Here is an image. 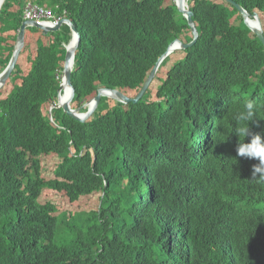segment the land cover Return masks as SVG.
<instances>
[{
    "label": "trees",
    "instance_id": "16d2710c",
    "mask_svg": "<svg viewBox=\"0 0 264 264\" xmlns=\"http://www.w3.org/2000/svg\"><path fill=\"white\" fill-rule=\"evenodd\" d=\"M15 1L0 8V71L22 20ZM78 1L67 6L86 13L78 101L100 85L133 96L172 39L193 38L175 4ZM193 1L196 42L163 60L136 103L101 97L84 121L61 109L52 121L43 108L55 90L37 81L67 28L48 43L30 29L0 89V264H264V182L251 177L256 160L236 155L234 132L248 101L251 132H264V46L235 6ZM234 1L264 32V0ZM208 66L210 80L223 75L218 98L202 88Z\"/></svg>",
    "mask_w": 264,
    "mask_h": 264
},
{
    "label": "clouds",
    "instance_id": "9594fccd",
    "mask_svg": "<svg viewBox=\"0 0 264 264\" xmlns=\"http://www.w3.org/2000/svg\"><path fill=\"white\" fill-rule=\"evenodd\" d=\"M4 1L5 0H0V8H1L2 4L4 3ZM19 1H23V4L18 6L17 3ZM48 1L49 2H45L43 4H40L38 2V0H18V1H15L13 3L11 8L18 7L17 11L20 10V17L22 16V20L20 22V25H19L17 31H15V39H14V43H13V49L15 47V43L17 40L18 33L21 29V26L23 23H26V25L24 27L23 46L20 50V53H21V51L25 45V42L27 41V39L30 36L29 35V32H31L30 29H32V28L36 29L37 27H41L44 31L43 27H57L54 30H46L44 32V36L52 38V36L50 35L51 33H56V34L63 33L64 31H62L61 29L63 27L65 28L67 26V30H65L66 37L64 40H61V42H60V49L62 50L61 51V57H58L57 54H53L50 57L52 64L49 65V67L54 68L56 64L58 65V68L56 71V75H57V79H58L57 86L53 87V86H51L49 81L42 80V82L48 86V89L51 91V94L54 93V90H55V97L53 96V98L50 99V100L53 99L52 101L49 100L50 102L49 101L45 102L46 105L43 108L45 114L46 115L48 114L50 119L53 121L52 112L56 106H58V105L63 106V103H67L68 109H76L79 107L82 110L85 107V110H86L87 107L90 105V102H91V101L89 102V99H91L92 97H94L97 94V91L100 87H106V86L100 85L96 88V93L92 97H90L86 100L88 106L83 105L85 98H83L79 101L77 100V98H76V87L74 85V80H73L74 73L76 72V67H77L76 61H77V57H78L79 52H80L79 46H80V41H81V33L79 30H77V26L79 25V24H77V19L79 20V23H80V16L84 17L86 15V13H85L84 9L80 13V15H79V11H80L79 9L76 11H69L67 9L68 8L67 6L70 4L69 0H48ZM165 1L166 0L161 1V7H165L169 4H175L178 11L186 18L187 24L189 25L190 29H191V25L188 22L187 11L191 12V19L193 21L194 27H196V30H197V36L195 37V40L192 43V45H193L196 42L198 35H199L198 28L196 26V22L194 21V19L192 17V14H193L192 7L194 6L195 2L193 0H170V2L168 4H165ZM223 1L227 2L230 5H233L226 0H223ZM59 2L64 7H62ZM78 3L80 4L81 2H78ZM31 7H35L38 10H42L43 12L40 14H36V15H27V10ZM51 8L55 11H59L61 9H64L65 12H64V14L53 15ZM171 15L172 14L169 15V18ZM33 23H36V24H33ZM191 31H192V29H191ZM32 32H34V31H32ZM60 38L63 39V36H60ZM178 39H180V38L175 37L174 39H172L169 42L167 48L169 47V45L171 43L176 42ZM184 43H187V42H184ZM73 46H74V50H73L71 56L68 59H66L67 50ZM13 49H12L11 55H10L6 65L8 64V62L12 56ZM180 49H184V48H180ZM77 50H79V51L77 52ZM175 50H178V49H175ZM175 50H173V51H175ZM173 51H171V52H173ZM20 53H19V56H20ZM19 56H18V58H19ZM158 57H157V59H158ZM18 58H17V61H18ZM163 60L159 64V66L156 70V73H157L160 65L162 64ZM17 61H16V63H17ZM16 63L14 64V67H15ZM6 65L1 69L0 73L4 72ZM12 70H11L10 74L8 75L7 79L11 75ZM204 72H205V74H203V78H201L202 88L205 90H208L211 95L218 98V89H219V87H220V85L224 79H222L218 83L207 84L205 80L207 78L210 79V73H211V71H209V66L206 70H204ZM156 73H155V75H156ZM155 75H154V77H155ZM153 78H152V80H153ZM7 79H6V81H7ZM152 80L149 83V85L152 84ZM6 81L4 83L0 82V88L6 84ZM148 86H147V88H148ZM107 88H108L107 89L108 91H109V89L119 90L123 94H125L126 97H128L129 99H131L134 95H136L138 93V91L140 90L139 89L133 96H131V95L125 93L122 89H120L118 87H107ZM66 89H68L67 92H65ZM101 97H105V96H101ZM107 98H109V97H107ZM110 99H112V98H110ZM100 100H101V98H100ZM116 101H118V100H116ZM118 102L124 103L121 101H118ZM78 103H80V105L77 106ZM126 103H128V102L126 101ZM95 110H96V108H95ZM62 111L64 113H66L68 116L74 118L73 116H71L67 112V110L65 108ZM94 111H93V113H94ZM254 117H256V109H255V105L252 101L246 102L243 106V109L239 113H237V115L235 117L237 125H239V126L234 127V132L239 138L243 137V139L242 140L240 139V142L236 146V155L238 157H242V158H246V159H250V160H256L257 163L254 164L252 166V169H251V177H259L262 180V182H264V132L257 133V134H253L251 132V130L249 128V122L252 121ZM263 117H264V112H263ZM245 137H250L249 142H247V143L244 142ZM70 142H71V140H70Z\"/></svg>",
    "mask_w": 264,
    "mask_h": 264
},
{
    "label": "water",
    "instance_id": "95a60500",
    "mask_svg": "<svg viewBox=\"0 0 264 264\" xmlns=\"http://www.w3.org/2000/svg\"><path fill=\"white\" fill-rule=\"evenodd\" d=\"M228 2H230L231 4H233L237 10L241 13V15L243 16L244 22L246 23V25L257 35L258 39L261 41V43L264 46V33H263V28H262V24H261V20L260 17L258 15L257 12H253V13H249L246 9H244V7L242 5H240L239 3H236L233 0H226ZM187 18H188V22L191 25V29L193 32V39L187 43L182 42L180 39H178L176 42H173L169 45V47L166 49L165 52H163L158 59L156 60L153 68L151 69L148 77L146 78L145 82L143 83L142 87L140 88V90L138 91V93L136 95H134L131 99H129L128 97H126L125 94H123L121 91L116 90V89H109V91L107 90V87H100L97 91V94L92 97L91 99H89L90 102V106L87 107L86 111L84 113L80 112V108H76V109H68V104L67 103H63V107L67 110V112L74 117V119L79 120V121H84L85 119H87L95 110L97 104L100 102V98L101 96H105V97H109L112 98L114 100H118L121 102L126 103L127 102H133L136 103L146 92L147 90V86L149 85V83L151 82L152 78L154 77L156 70L159 66V64L161 63V61L173 50L175 49H180V48H186L187 46H191L193 41L195 40V37L197 36V30L196 27H194L193 21L191 19V12L187 11ZM36 24V23H33ZM26 23H23L21 26V29L18 33L17 36V40L15 43V47L13 49V53L12 56L8 62V64L5 67L4 72L0 73V82L4 83L8 77V75L10 74L11 70L14 68V64L17 61V58L19 56L20 50L23 46V35H24V27H25ZM44 28V32L46 30H54L57 27H43ZM74 50V46L69 48L67 50L66 53V59H68L72 52ZM84 105V104H83Z\"/></svg>",
    "mask_w": 264,
    "mask_h": 264
},
{
    "label": "rangeland",
    "instance_id": "374dc122",
    "mask_svg": "<svg viewBox=\"0 0 264 264\" xmlns=\"http://www.w3.org/2000/svg\"><path fill=\"white\" fill-rule=\"evenodd\" d=\"M73 2H80V1H78V0H69V3H73ZM170 2V0H166L165 1V4H168ZM23 4V1H19L18 3H17V5L19 6V5H22ZM51 11H52V13H53V15H60V14H64V9H61V10H59V11H55V10H53L52 8H51ZM77 24H79V20L77 19ZM62 28V27H61ZM36 30H38V32L40 33V40L42 41V42H47L46 41V39L45 38H47V36H44V31H43V29L41 28V27H37L36 28ZM48 43V42H47ZM92 46H93V50L98 46V44L96 43V42H93L92 43ZM77 52H78V50H77ZM222 76L223 75H220L218 72L216 73V75H212L211 76V80L209 79V78H207L205 81H206V83L207 84H211V83H218V82H220L221 80H222ZM15 80H17V78H15ZM37 81H39V80H37ZM16 82V81H15ZM40 82V81H39ZM43 85H45L43 82H41ZM12 82H10V83H7L6 85H4V86H2L1 88H3V87H5V90L3 91V94H5L7 91H9L10 90V88L12 87ZM47 86V85H46ZM0 88V89H1ZM36 88H40V89H43L41 86L39 87L38 85H37V83H36V85L34 86V87H32V86H30V85H25L24 86V89H22L21 90V93L23 94V95H25L26 96V98H27V96H30V97H33V95L35 94V95H39V92H37V91H35V89ZM47 88H48V86H47ZM27 100H28V98H27ZM86 100L87 99H84V105L86 106H88V104H87V102H86ZM75 103V102H74ZM76 104V103H75ZM90 106V105H89ZM100 107H101V101L97 104V106H96V109H97V111L100 109ZM55 109H61V110H64V107L62 106V105H58V106H56L55 107ZM86 110L84 109V110H81L80 109V112H82V113H84Z\"/></svg>",
    "mask_w": 264,
    "mask_h": 264
},
{
    "label": "crops",
    "instance_id": "0c3cea01",
    "mask_svg": "<svg viewBox=\"0 0 264 264\" xmlns=\"http://www.w3.org/2000/svg\"><path fill=\"white\" fill-rule=\"evenodd\" d=\"M17 8L18 7H13L12 10H16ZM65 28H67V26ZM31 33H32V31L29 32V35ZM45 39L48 42L51 38L50 37H47ZM64 39H65V37L63 36V39L62 40H64ZM8 41L11 43V45H13L14 40L10 39ZM61 51L62 50H60V52L57 54L58 57H61ZM7 52H8L7 50H6V52H3L2 57H5L7 55ZM51 64H52L51 63V60H49L46 63L47 66H45V68H43L41 70V74L38 75L37 78H38V80H47V81H49V83L51 84V86L55 87V86H57V82H58L57 75H56V71H57L58 65L56 64L55 67L53 68V67H49V65H51Z\"/></svg>",
    "mask_w": 264,
    "mask_h": 264
},
{
    "label": "built area",
    "instance_id": "2783aa9c",
    "mask_svg": "<svg viewBox=\"0 0 264 264\" xmlns=\"http://www.w3.org/2000/svg\"><path fill=\"white\" fill-rule=\"evenodd\" d=\"M43 11L42 10H38L37 8L35 7H31L27 10V15H36V14H40L42 13Z\"/></svg>",
    "mask_w": 264,
    "mask_h": 264
},
{
    "label": "bare ground",
    "instance_id": "6f19581e",
    "mask_svg": "<svg viewBox=\"0 0 264 264\" xmlns=\"http://www.w3.org/2000/svg\"><path fill=\"white\" fill-rule=\"evenodd\" d=\"M67 91H68V89L65 90V92H67Z\"/></svg>",
    "mask_w": 264,
    "mask_h": 264
}]
</instances>
